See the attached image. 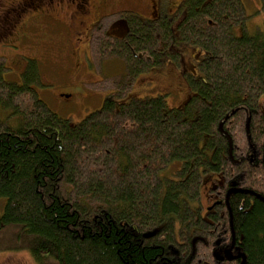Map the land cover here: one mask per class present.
I'll return each mask as SVG.
<instances>
[{"label":"trees","instance_id":"1","mask_svg":"<svg viewBox=\"0 0 264 264\" xmlns=\"http://www.w3.org/2000/svg\"><path fill=\"white\" fill-rule=\"evenodd\" d=\"M120 13L126 36L97 45L132 61L125 85L184 40L204 51L193 93L174 107L164 93L135 96L122 85L72 123L28 77L7 80L0 61V234L16 227L34 256L60 264H241L214 254L219 238L234 237L243 264H264V28L247 31L242 0H182L148 19ZM210 170L223 176V197L240 190L205 217Z\"/></svg>","mask_w":264,"mask_h":264},{"label":"rangeland","instance_id":"2","mask_svg":"<svg viewBox=\"0 0 264 264\" xmlns=\"http://www.w3.org/2000/svg\"><path fill=\"white\" fill-rule=\"evenodd\" d=\"M16 1L0 0V13L4 5ZM78 1L34 0L31 6L14 8V13L8 15L11 19L6 21V16L4 21L0 19V61L5 64V78L22 84L28 77L32 89L48 107L72 123H78L99 110L107 97L116 95L125 85L123 77L126 74L125 81L132 79L129 71L132 61L128 57L126 64L116 53L112 56L106 53L103 42L97 45L98 38L105 44L116 40L106 35L107 29L122 35L125 24L117 20L120 12L133 11L145 19L156 18L161 13L177 11L182 3V0H91L86 5L89 10H86L85 4ZM242 1L247 15V31L256 33L262 30L264 12L261 0ZM108 11L113 14L109 15ZM171 50L175 52L167 53L159 64L149 68L152 72L134 79L131 87L125 85L130 95L164 93L169 106H184L185 100L193 93L190 80L201 75L198 65L204 51L199 52L198 45L184 40H178ZM200 54L202 56L198 57ZM29 67L32 72L26 73ZM210 179L211 184H208ZM222 182L220 172L202 173L201 200L204 207L210 203L208 199L214 198L211 188ZM6 202L5 197L0 199V212L5 210ZM22 242L17 237L16 227L3 229L0 264H60L46 252L34 256Z\"/></svg>","mask_w":264,"mask_h":264},{"label":"flooded vegetation","instance_id":"3","mask_svg":"<svg viewBox=\"0 0 264 264\" xmlns=\"http://www.w3.org/2000/svg\"><path fill=\"white\" fill-rule=\"evenodd\" d=\"M91 0H80V1H78V3L79 2H82L83 4H85V8H86V10H89V8L88 7H86V5L90 2ZM106 2H107V0H105ZM110 1H112V0H110ZM33 2H34V0H18V1H16V2H12V3H10L8 6L7 5H4V8L1 10L2 12L0 13V19L1 20H3L4 21V17H5V19H6V21H7V19H11V17H9L8 15H10L11 13H14L13 12V10H14V8H21V7H23V8H25V7H27V6H31L32 4H33ZM113 4V6H114V2L112 3ZM111 4V5H112ZM88 6V5H87ZM113 8V7H112ZM112 8H111V10H112ZM108 13H109V15L110 14H113V12H111V11H108ZM104 16V15H103ZM102 17H100L98 20H97V22H95L94 23V25L95 24H97L99 21H100V19H101ZM117 20H121V21H123L122 19H120V18H117ZM123 23L125 24V28H124V31H123V33H122V35L120 36V34L119 35H116V34H114L113 32H111V31H113V30H108L107 29V31L105 32L106 33V35L108 36V37H112V38H115L116 40H121L124 36H126V34L128 33V31H129V28H128V26H127V24H126V22H124L123 21ZM93 25V26H94ZM96 29V28H95ZM92 38H94V36L92 35ZM190 96V95H189ZM227 135V134H226ZM229 153H230V157H231V159H233L234 158V156L232 155V150L230 149L229 150ZM254 154H256V153H254ZM243 156L244 155H241L240 156V158H243ZM211 179L208 181V184H211ZM223 183V182H222ZM223 186V184H220V185H218V186H214V187H212L211 189L214 191V200L213 199H211V200H209L208 199V201H210V203L207 205V206H205L204 207V205L202 206V213L201 214H203L205 217H209V214L210 213H208V212H210V211H212L213 209H214V205L216 204V203H220L221 201H222V198H225L226 200H228V192H227V195H226V197H223V195H222V192H224L225 190L223 189L224 187H222ZM222 238H219L218 240H217V242H216V246H217V248H218V251H215L214 252V254L215 253H217V252H219L220 253V255L222 256V257H217L218 259H221V260H225V259H227V260H229V261H231V260H237V259H242V257H235V256H237L238 254H242L241 252H239V250H238V247L235 245V238L233 237V239L231 240V243H230V245H228L225 241L223 242V239L221 240ZM228 249H231V254H230V256L231 257H233L232 259H229V258H227L226 256H225V251L226 250H228ZM234 251V252H233ZM238 253V254H237ZM216 256V255H215Z\"/></svg>","mask_w":264,"mask_h":264},{"label":"water","instance_id":"4","mask_svg":"<svg viewBox=\"0 0 264 264\" xmlns=\"http://www.w3.org/2000/svg\"><path fill=\"white\" fill-rule=\"evenodd\" d=\"M247 132H249V121H248V124H247ZM230 149H232V142H230ZM240 189L239 188H237V187H233V188H231L229 191H228V196L232 193V192H236V191H239ZM264 198V197H263ZM230 254H231V249H228V250H226L225 251V256L227 257V258H229V259H232L233 257H231L230 256ZM215 255L217 256V257H222L221 255H220V253H215ZM235 257H242L243 258V260H242V263L241 264H243V262L245 261V255L242 253V254H238L237 256H235Z\"/></svg>","mask_w":264,"mask_h":264},{"label":"bare ground","instance_id":"5","mask_svg":"<svg viewBox=\"0 0 264 264\" xmlns=\"http://www.w3.org/2000/svg\"><path fill=\"white\" fill-rule=\"evenodd\" d=\"M233 193V192H232ZM222 240V239H221ZM234 252V251H233ZM238 254V253H237Z\"/></svg>","mask_w":264,"mask_h":264}]
</instances>
